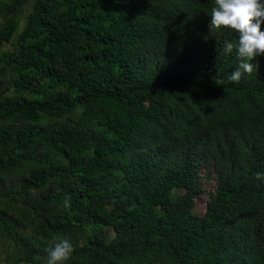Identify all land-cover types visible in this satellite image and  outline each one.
<instances>
[{
	"label": "trees",
	"instance_id": "1",
	"mask_svg": "<svg viewBox=\"0 0 264 264\" xmlns=\"http://www.w3.org/2000/svg\"><path fill=\"white\" fill-rule=\"evenodd\" d=\"M213 5L0 0V264H264V56L230 81Z\"/></svg>",
	"mask_w": 264,
	"mask_h": 264
},
{
	"label": "clouds",
	"instance_id": "2",
	"mask_svg": "<svg viewBox=\"0 0 264 264\" xmlns=\"http://www.w3.org/2000/svg\"><path fill=\"white\" fill-rule=\"evenodd\" d=\"M211 28L229 27L238 33V42L225 41L223 51L239 57L238 67L228 77L239 82L244 73L252 74L258 67L253 61L264 56V0H214L210 12ZM264 175V174H258ZM65 206L68 205L67 199ZM73 251L68 238L53 241L46 257V264H66Z\"/></svg>",
	"mask_w": 264,
	"mask_h": 264
},
{
	"label": "rangeland",
	"instance_id": "3",
	"mask_svg": "<svg viewBox=\"0 0 264 264\" xmlns=\"http://www.w3.org/2000/svg\"><path fill=\"white\" fill-rule=\"evenodd\" d=\"M0 21H1V16H0ZM25 23H26V17L25 15H23L20 17V27L23 28ZM13 49H14V45L8 44L1 50V52H5V51L7 52ZM11 81H12V76L10 74L5 75V76H0L1 89L3 90V92L6 90L5 96L14 95V90L9 85ZM1 125L2 123L0 122V126ZM203 174L204 176L206 174H210V180L206 182L204 181L205 193L203 196H201L200 198L196 200V207H195L194 212L197 216H203L205 214L210 195L214 193L215 186H216V180H215V176H214L212 168L208 170L205 169Z\"/></svg>",
	"mask_w": 264,
	"mask_h": 264
}]
</instances>
